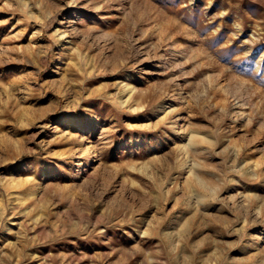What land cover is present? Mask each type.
Here are the masks:
<instances>
[{"label":"rangeland","instance_id":"374dc122","mask_svg":"<svg viewBox=\"0 0 264 264\" xmlns=\"http://www.w3.org/2000/svg\"><path fill=\"white\" fill-rule=\"evenodd\" d=\"M0 264H264V0H0Z\"/></svg>","mask_w":264,"mask_h":264}]
</instances>
